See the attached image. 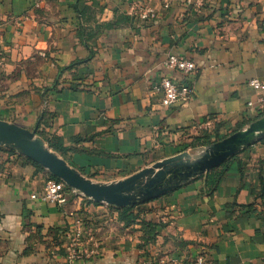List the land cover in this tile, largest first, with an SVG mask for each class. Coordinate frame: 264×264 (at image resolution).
I'll use <instances>...</instances> for the list:
<instances>
[{
	"label": "crops",
	"instance_id": "crops-1",
	"mask_svg": "<svg viewBox=\"0 0 264 264\" xmlns=\"http://www.w3.org/2000/svg\"><path fill=\"white\" fill-rule=\"evenodd\" d=\"M0 34V120L59 138L54 152L99 183L264 118L248 107L264 99L250 86L264 82V0H0ZM169 54L197 72L167 70ZM165 76L191 97L163 106L152 88ZM13 151L0 148V264H264V135L227 160L214 190L208 173L192 178L129 222L82 197L33 199L51 173ZM75 236L84 256L70 259Z\"/></svg>",
	"mask_w": 264,
	"mask_h": 264
},
{
	"label": "water",
	"instance_id": "water-1",
	"mask_svg": "<svg viewBox=\"0 0 264 264\" xmlns=\"http://www.w3.org/2000/svg\"><path fill=\"white\" fill-rule=\"evenodd\" d=\"M262 135L264 118L222 141L167 158L123 180L99 183L71 167L36 136V131L0 120V145L38 163L86 197L118 208L134 207L157 199L188 180L209 173L243 148L254 144Z\"/></svg>",
	"mask_w": 264,
	"mask_h": 264
},
{
	"label": "built area",
	"instance_id": "built-area-1",
	"mask_svg": "<svg viewBox=\"0 0 264 264\" xmlns=\"http://www.w3.org/2000/svg\"><path fill=\"white\" fill-rule=\"evenodd\" d=\"M150 14H145L149 16ZM2 39L0 34V67L3 65V55H2ZM167 70L172 72H179L185 77H188L195 72H197V65L195 61L190 60L184 56L178 54H169L164 62ZM250 86L256 91L264 93V82L259 79H253L250 81ZM153 92L161 96V103L165 107H171L182 101L188 100L192 93L193 88L191 84L177 81L171 76L163 77L160 82L153 86ZM248 107L251 111L260 110L264 108V99H260L259 103L248 102ZM66 184L63 181L49 180L43 190L39 194H34L33 199H39L45 203L55 204L58 206H64L68 200V191L66 189ZM83 254L80 252V244L75 236L73 242L70 246V252L68 257L70 259H75L81 257ZM174 264H179L175 262ZM194 264H206L205 258L199 256L196 258Z\"/></svg>",
	"mask_w": 264,
	"mask_h": 264
},
{
	"label": "trees",
	"instance_id": "trees-1",
	"mask_svg": "<svg viewBox=\"0 0 264 264\" xmlns=\"http://www.w3.org/2000/svg\"><path fill=\"white\" fill-rule=\"evenodd\" d=\"M44 140L46 142V144L48 145V147L57 152V153H63L64 152V146L62 144V141L59 138H47L44 137ZM1 149H5L7 151L10 152H14L13 150H10L8 148L2 147L0 146ZM30 163H32L35 167H37L38 169H42L44 170V168L39 165L38 163L34 162L33 160L26 158ZM233 159L223 163L221 166L212 169L208 174H207V178H206V185L209 187L210 190H214L218 183L222 180V178L225 176V174L227 173L230 164L232 162ZM50 180H57L60 181V179L54 177L52 174L49 175ZM202 177V176H201ZM67 191H71L70 188L66 187ZM263 190H264V183H263ZM152 201V200H151ZM150 202V201H149ZM147 203V202H146ZM96 204H100V203H96ZM144 203H140L137 204L134 207H126V208H116V210L120 213V217L121 219H124L125 221L129 222V221H133L136 218H138L139 213L138 214H134L132 213V210H134L135 208H140L141 205H143ZM140 210V209H139ZM156 230H157V225L156 224H148L147 225V231L146 234L149 236L148 240L149 241H154L156 238Z\"/></svg>",
	"mask_w": 264,
	"mask_h": 264
},
{
	"label": "rangeland",
	"instance_id": "rangeland-1",
	"mask_svg": "<svg viewBox=\"0 0 264 264\" xmlns=\"http://www.w3.org/2000/svg\"><path fill=\"white\" fill-rule=\"evenodd\" d=\"M0 146H2V147H5V148H8V147H6V146H3V145H0ZM8 149H10V148H8ZM54 176V175H53ZM55 177V176H54ZM96 182V181H95ZM67 186V185H66ZM68 187V186H67ZM68 188H70V187H68ZM71 189V191H68V197L70 198V197H82V198H84L85 200H91L92 202H94V203H103V202H96V201H94V200H92V199H90V198H88V197H86L84 194H82L80 191H77V190H75V189H72V188H70ZM104 204H107V203H104ZM138 204H140V203H138ZM109 205V204H108ZM110 206H112V205H110ZM136 206V205H135ZM113 207H115V206H113ZM116 208H118V207H116ZM120 209H122V208H120ZM79 237V236H78ZM78 240V242H79V244H80V237L77 239ZM81 249H83V246H81V244H80V252L83 254L82 256H84V251H82ZM84 250V249H83ZM91 252H94L93 250L91 251Z\"/></svg>",
	"mask_w": 264,
	"mask_h": 264
}]
</instances>
